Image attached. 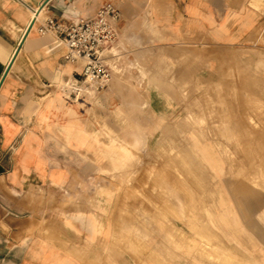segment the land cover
I'll return each instance as SVG.
<instances>
[{"label": "rangeland", "instance_id": "374dc122", "mask_svg": "<svg viewBox=\"0 0 264 264\" xmlns=\"http://www.w3.org/2000/svg\"><path fill=\"white\" fill-rule=\"evenodd\" d=\"M118 31L109 167L90 178L116 264H264V46L127 44Z\"/></svg>", "mask_w": 264, "mask_h": 264}, {"label": "crops", "instance_id": "0c3cea01", "mask_svg": "<svg viewBox=\"0 0 264 264\" xmlns=\"http://www.w3.org/2000/svg\"><path fill=\"white\" fill-rule=\"evenodd\" d=\"M106 2L121 10L127 44L264 46L260 0H0V264H116L114 218L90 178L108 171L110 134L100 129L121 87L75 96L65 85L82 63L37 30Z\"/></svg>", "mask_w": 264, "mask_h": 264}, {"label": "built area", "instance_id": "2783aa9c", "mask_svg": "<svg viewBox=\"0 0 264 264\" xmlns=\"http://www.w3.org/2000/svg\"><path fill=\"white\" fill-rule=\"evenodd\" d=\"M120 20L119 7L106 2L93 16H49L38 25L39 33L52 34L65 44L67 62L82 63L79 77L68 79L65 85L75 96L86 86L100 90L111 82L121 56L117 44Z\"/></svg>", "mask_w": 264, "mask_h": 264}, {"label": "bare ground", "instance_id": "6f19581e", "mask_svg": "<svg viewBox=\"0 0 264 264\" xmlns=\"http://www.w3.org/2000/svg\"><path fill=\"white\" fill-rule=\"evenodd\" d=\"M185 165H186V164H185ZM195 179H196V178H195ZM241 182H243V181H241ZM244 182H245V180H244ZM244 182H243V183H244ZM245 183H246V182H245ZM260 183H261V182H260ZM261 184H262V183H261ZM243 187H244V185H243ZM260 187H261V185H260ZM166 189H167V188H166ZM243 189H244V188H243ZM232 192H233V191H232ZM233 193H234V192H233ZM242 193H244V192H242ZM246 194H247V193H246ZM242 196H243V195H242ZM257 199H259V198H257ZM245 200H246V199H245ZM251 200H252V199H251ZM253 200H254V199H253ZM247 202H248V201H247ZM251 204H252V203H251ZM243 205H244V204H243ZM248 205H249V204H248ZM257 205H258V204H257ZM240 206H241V205H240ZM250 206H251V205H250ZM250 206H249V207H250ZM247 207H248V206H247ZM247 207H246V208H247ZM249 207H248V208H249ZM251 207H252V206H251ZM255 207H256V206H255ZM245 210H246V209H245ZM248 210H249V209H248ZM248 210H247L246 212H248ZM250 210H251V209H250ZM231 246H232V245H231ZM231 248H232V247H231ZM226 250H227V249H226ZM227 251H228V250H227ZM228 258H229V257H228ZM241 258H242V257H241ZM241 261H242V260H241ZM241 261H240V262L238 261V262L241 263ZM230 262H231V261H230ZM230 262H229V263H230ZM225 263H226V258H225ZM242 263H243V262H242ZM232 264H234V263H232ZM243 264H244V263H243Z\"/></svg>", "mask_w": 264, "mask_h": 264}]
</instances>
